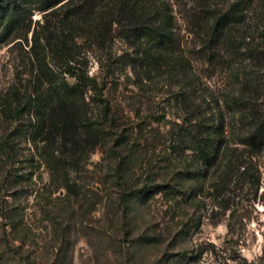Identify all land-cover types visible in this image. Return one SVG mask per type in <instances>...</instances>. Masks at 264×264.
Masks as SVG:
<instances>
[{
  "label": "rangeland",
  "instance_id": "obj_1",
  "mask_svg": "<svg viewBox=\"0 0 264 264\" xmlns=\"http://www.w3.org/2000/svg\"><path fill=\"white\" fill-rule=\"evenodd\" d=\"M170 3L176 43L166 56L185 60L183 77L157 70L137 79L133 51L120 39L108 60L96 47L81 55L89 76L106 82L110 106L105 119L87 94L99 136L93 148L86 134L57 148L46 124L0 116V264H264V148L237 144L243 128L232 104L241 96L245 105H264V0L234 32L245 39L237 66L226 46L217 61L200 59L192 5ZM28 49L0 48V97L8 102V88L29 76ZM195 118L222 124L224 148L249 153L251 177L230 171L223 183L224 153L197 174L179 140Z\"/></svg>",
  "mask_w": 264,
  "mask_h": 264
},
{
  "label": "trees",
  "instance_id": "obj_2",
  "mask_svg": "<svg viewBox=\"0 0 264 264\" xmlns=\"http://www.w3.org/2000/svg\"><path fill=\"white\" fill-rule=\"evenodd\" d=\"M171 1L192 5L189 15L200 59L217 61L220 47L226 46L228 63L237 66L240 61L236 53H240L245 39L235 38L234 32L244 23L245 11L262 0H218L221 7L215 0H0V48L24 42L29 47L23 51L24 68H30L28 78L20 81L19 87L8 88L11 101L0 97V116L15 122L26 116L29 122L46 124L54 133L53 145L57 148L77 144L82 134L94 138L93 148L99 136L92 128L95 122L88 116L87 94L91 93L90 101L99 105L105 119L110 115V106L104 97L106 82L89 76L81 55L96 47L105 52L108 60L109 47L120 39L133 51L129 61L137 79L157 70L180 72L183 77L185 60L166 56L176 43ZM35 14L40 15V20L33 21ZM250 50L247 49L255 53ZM184 83L192 82L187 79ZM249 85L250 80L244 81L246 88ZM244 102L241 96L232 102L243 128L236 136L237 144L243 146V151L263 149L264 105ZM223 136V126L216 119L195 118L184 124L179 140L196 161L198 175L220 164L224 153L220 178L223 183L230 171L251 177L248 166L244 168L249 153L238 154L236 149L230 152L228 146L224 148Z\"/></svg>",
  "mask_w": 264,
  "mask_h": 264
}]
</instances>
